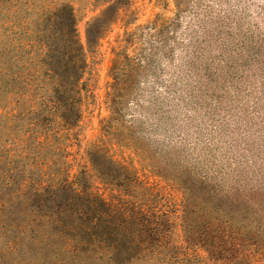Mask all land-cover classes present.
I'll use <instances>...</instances> for the list:
<instances>
[{"label":"rangeland","instance_id":"1","mask_svg":"<svg viewBox=\"0 0 264 264\" xmlns=\"http://www.w3.org/2000/svg\"><path fill=\"white\" fill-rule=\"evenodd\" d=\"M53 1L74 8L93 91L84 101L77 139L69 142L59 166L71 179L87 167L94 191L116 195V187L101 181L89 161L88 150L102 141L108 154L137 168L141 184L132 187V195H158L142 205L146 226L119 216L110 226L121 235L77 242L59 223H38L35 246H23V256H6L1 264L227 263L210 259L208 246L191 238L189 219L194 226L207 218L214 224L232 220L263 241L264 48L258 50L257 41L264 35V0H182L186 4L179 8L177 0H122V8L116 0ZM107 8L114 22L90 53L88 21ZM161 31L165 35L156 38ZM151 43L156 71H146L137 104L127 112L141 125L138 149L119 142L117 133L106 136L103 125L111 116L115 63ZM132 204L123 206L137 211ZM137 229L143 235L135 238ZM142 239L155 243L139 245ZM253 251L250 263L241 264H264L262 250Z\"/></svg>","mask_w":264,"mask_h":264},{"label":"trees","instance_id":"2","mask_svg":"<svg viewBox=\"0 0 264 264\" xmlns=\"http://www.w3.org/2000/svg\"><path fill=\"white\" fill-rule=\"evenodd\" d=\"M47 1L0 0V264L6 256H23V246H35L38 223H59L61 232L69 229L77 242L121 235L118 227L110 226L119 216L140 221L137 226H146L142 205L158 195H132L136 192L132 187L141 184L137 168L108 154L102 141L88 150L89 161L98 178L114 185L118 195L106 198L94 191L86 166L72 179L70 172L66 175L59 166V157L67 153L69 142L77 139L75 130L83 117L84 101L93 97V91L90 78L85 77L89 60L79 39L72 4ZM115 3L123 7L122 0ZM184 3L176 1L178 8ZM109 9L88 21L90 53L114 22L107 17ZM164 35L161 31L155 36ZM153 43L149 48L141 47L134 56L125 54L115 63L111 116L103 130L106 136L119 134V142L128 147L136 148L141 139L137 129L141 125H136L134 115L127 112L129 105L137 104L139 83H143L146 71H156ZM261 48L264 35L257 41V49ZM186 200L190 197L186 196ZM133 202L137 211H126L123 204ZM137 204H141L140 209ZM188 222L191 238L208 246L210 259L225 264H241L244 260L250 263L254 247L264 254V240L258 241L257 232H241L232 220L222 219L214 224L213 219L207 218L197 226L190 219ZM106 225L109 229L104 232ZM142 235L137 229L133 236ZM260 238L264 239V234ZM130 241L136 239L131 237ZM138 243L153 246L155 242L142 239ZM245 254L248 258H244Z\"/></svg>","mask_w":264,"mask_h":264}]
</instances>
